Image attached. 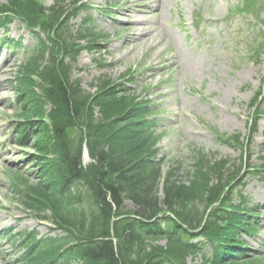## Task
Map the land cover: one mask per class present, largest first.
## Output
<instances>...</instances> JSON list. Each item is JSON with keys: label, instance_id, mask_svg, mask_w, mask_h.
Segmentation results:
<instances>
[{"label": "trees", "instance_id": "obj_1", "mask_svg": "<svg viewBox=\"0 0 264 264\" xmlns=\"http://www.w3.org/2000/svg\"><path fill=\"white\" fill-rule=\"evenodd\" d=\"M83 2L56 0L46 13L40 0H9L30 25L47 33L50 42V47L42 44L19 76L24 87L21 96L29 97L27 108L42 121L45 116L35 102L31 76L40 80L39 99L51 105L46 114L50 125L38 123V132L32 134L40 156H56L43 168L46 185L31 189L32 197L26 195L31 205L48 206L53 221L65 232L62 239L27 247L30 259L24 264H57L61 258L65 264L77 260L83 264H186L187 258L200 254L203 243L193 242L199 238L212 251L201 264H262L260 259L246 257L240 239L241 234L257 233L258 214L248 208L237 189L245 185L240 167L232 170L226 161L211 164L200 154L188 184L167 176L160 200L161 160L156 161L158 150L154 149L155 121L148 120L153 114L151 102L136 101L123 85L109 80H101L98 92L87 95L80 81L71 79L72 63L80 51L67 24ZM45 57L47 63L39 71ZM25 129L21 128L22 141L28 139ZM84 140L93 160L88 167L80 162ZM231 140L240 142L238 136ZM235 196L241 199L237 206L232 205ZM158 240H165V246L153 245Z\"/></svg>", "mask_w": 264, "mask_h": 264}, {"label": "rangeland", "instance_id": "obj_2", "mask_svg": "<svg viewBox=\"0 0 264 264\" xmlns=\"http://www.w3.org/2000/svg\"><path fill=\"white\" fill-rule=\"evenodd\" d=\"M154 1L159 2L89 0L91 8L68 25L72 31H79L82 20L90 15L89 29L100 40L94 49L78 58L73 79H80L82 88L89 93L96 91L97 81L103 77L128 79L124 83L130 92L150 99L157 110L154 118L159 135L157 147L164 158L162 174L172 168L178 183L188 184L191 179L194 151L215 161L226 159L239 164L240 149L223 143L219 136L239 134L243 143L248 142L250 165L260 172L246 176L242 195L249 206L259 207L261 214L258 234L247 244L251 256L264 255V118L258 121L257 133L249 134L253 116L250 102L264 82V52L258 57L250 54L251 48L263 39L264 0H161V9L153 7ZM42 2L49 7L55 0ZM5 3L0 0V4ZM141 3L150 6L148 14L134 12ZM128 6L132 8L127 20L124 14ZM137 21L154 31L149 35L143 32L137 47L125 46L127 40L137 36L141 26L130 24ZM7 38L20 41L21 46L0 45V264H19L22 251L8 240V235L19 241L23 232L36 231L39 238H54L61 233L53 230L49 222L38 223L27 214L21 202L23 195H17L12 186L16 175L28 179V187L42 182L32 130L38 132V123L46 122L28 116L30 137L26 146L17 145L15 128L26 117L19 114L23 104L18 101L14 77L28 63L37 39L18 20L8 26L2 39ZM33 83L35 102L45 113L50 106L39 99L41 84ZM261 109L264 114V99ZM48 158L52 161L54 155ZM246 173L247 169L242 175ZM158 194L162 198L161 191ZM165 244V240L153 242L161 247ZM192 263L188 258L187 264Z\"/></svg>", "mask_w": 264, "mask_h": 264}, {"label": "bare ground", "instance_id": "obj_3", "mask_svg": "<svg viewBox=\"0 0 264 264\" xmlns=\"http://www.w3.org/2000/svg\"><path fill=\"white\" fill-rule=\"evenodd\" d=\"M149 1H151V0H149ZM153 3H154L153 7L155 9H161L163 7V2L161 0H159L158 3H155V1ZM149 7L150 6L146 5L145 3H141V4H138L135 6L136 9L134 10V12L135 13L148 14L146 12V10H148ZM131 8H132V6H128L126 9V13L124 14V17H126L127 20H128L129 14L131 13ZM130 24L141 26V27L137 28V31H138L137 36H139V37H137V36H135L136 38L131 37V39L126 41L125 46H129V47L132 46L133 48L137 47L141 41V35L143 32H146L149 35L151 32L154 31V29H148L144 26L142 27V22H139V21H137L136 24L135 23H130Z\"/></svg>", "mask_w": 264, "mask_h": 264}]
</instances>
